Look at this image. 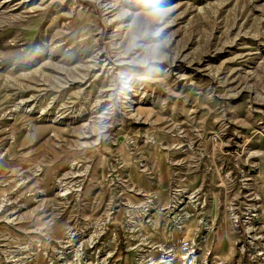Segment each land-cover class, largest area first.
Returning a JSON list of instances; mask_svg holds the SVG:
<instances>
[{"label":"rangeland","instance_id":"374dc122","mask_svg":"<svg viewBox=\"0 0 264 264\" xmlns=\"http://www.w3.org/2000/svg\"><path fill=\"white\" fill-rule=\"evenodd\" d=\"M0 264H264V0H0Z\"/></svg>","mask_w":264,"mask_h":264},{"label":"bare ground","instance_id":"6f19581e","mask_svg":"<svg viewBox=\"0 0 264 264\" xmlns=\"http://www.w3.org/2000/svg\"><path fill=\"white\" fill-rule=\"evenodd\" d=\"M112 7H113V5L111 4V5H109L108 7L105 8L106 14L108 13V11L111 10ZM109 13H111V12H109Z\"/></svg>","mask_w":264,"mask_h":264}]
</instances>
